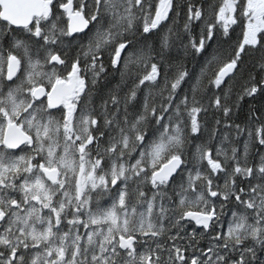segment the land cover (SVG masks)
<instances>
[{
    "label": "snow or ice",
    "instance_id": "obj_1",
    "mask_svg": "<svg viewBox=\"0 0 264 264\" xmlns=\"http://www.w3.org/2000/svg\"><path fill=\"white\" fill-rule=\"evenodd\" d=\"M0 264H264V0H0Z\"/></svg>",
    "mask_w": 264,
    "mask_h": 264
},
{
    "label": "trees",
    "instance_id": "obj_2",
    "mask_svg": "<svg viewBox=\"0 0 264 264\" xmlns=\"http://www.w3.org/2000/svg\"><path fill=\"white\" fill-rule=\"evenodd\" d=\"M193 2H196V0H193ZM225 47H227V45H225ZM259 55H260L259 53H250L249 54V57L247 58L246 63L248 65H251L253 63H256L257 60H258V58H259ZM186 63L188 65V68H189L190 71L191 70H194V62L189 63V62L186 61ZM259 103H260V101L257 100L255 102V106H259ZM248 107H249V105L246 104V103L242 105L241 111L238 112L236 114V117H235V120H236L237 123H239L240 121H242L244 119V117H245V115H246V113L248 111ZM209 119H211V116H209Z\"/></svg>",
    "mask_w": 264,
    "mask_h": 264
}]
</instances>
